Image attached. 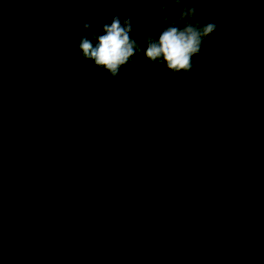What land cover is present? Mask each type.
Segmentation results:
<instances>
[{
  "label": "trees",
  "instance_id": "trees-1",
  "mask_svg": "<svg viewBox=\"0 0 264 264\" xmlns=\"http://www.w3.org/2000/svg\"><path fill=\"white\" fill-rule=\"evenodd\" d=\"M185 6L0 0V264H264V0L196 4L187 75L78 51Z\"/></svg>",
  "mask_w": 264,
  "mask_h": 264
},
{
  "label": "clouds",
  "instance_id": "clouds-1",
  "mask_svg": "<svg viewBox=\"0 0 264 264\" xmlns=\"http://www.w3.org/2000/svg\"><path fill=\"white\" fill-rule=\"evenodd\" d=\"M66 4L73 0H57ZM91 3H120L121 0H88ZM159 5V11L165 12L169 3L186 5L179 16L164 17L166 26L158 33H147L141 29L132 33L130 18L121 20L113 16L111 22H101L95 28L84 23L80 29L78 51L82 58L90 60L108 75L115 77L121 68L131 62L136 55H141L154 65L164 64L172 73L189 74L193 67V57L201 51L203 42L216 30L212 21L201 23L196 15V4L204 0H137ZM143 41V44L141 43ZM136 79H142L139 69ZM3 250L0 246V260Z\"/></svg>",
  "mask_w": 264,
  "mask_h": 264
}]
</instances>
